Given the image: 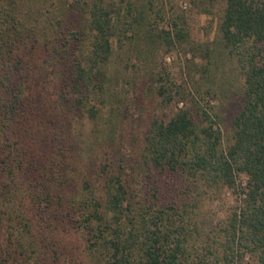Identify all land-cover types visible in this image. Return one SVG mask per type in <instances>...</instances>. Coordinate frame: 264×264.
<instances>
[{
	"label": "rangeland",
	"instance_id": "rangeland-1",
	"mask_svg": "<svg viewBox=\"0 0 264 264\" xmlns=\"http://www.w3.org/2000/svg\"><path fill=\"white\" fill-rule=\"evenodd\" d=\"M75 1L0 0L1 14L10 11L37 23L40 32V46L28 58L33 70L24 78L17 133L8 134L7 143L0 117V147L17 150L18 176L11 186L21 203L19 217L29 219L32 243L14 248L0 226V264H111L101 233L87 224L83 197L96 194L104 203L106 180L116 175L134 205L144 199L183 207L190 200L183 175L144 157L152 121L168 122L197 101L216 114L228 145L243 103L242 67L220 34L227 0H114L124 34L109 38L112 53L104 72H93L80 86L78 66H93L96 34L89 28V9L73 10ZM82 1L90 8L91 0ZM59 28L61 35L53 34ZM5 193L2 185L0 196ZM237 198L220 187L204 199L190 226L195 246L214 245Z\"/></svg>",
	"mask_w": 264,
	"mask_h": 264
},
{
	"label": "trees",
	"instance_id": "trees-1",
	"mask_svg": "<svg viewBox=\"0 0 264 264\" xmlns=\"http://www.w3.org/2000/svg\"><path fill=\"white\" fill-rule=\"evenodd\" d=\"M116 2L91 0L89 8L87 2L76 0L71 6L73 10L89 9V28L96 34L91 54L94 68L87 71L78 66V86L89 81L93 72H104L102 64L112 53L109 38L124 34ZM4 14L11 18L2 20ZM37 28V23L10 11L0 13V117L6 120L2 132L6 143L8 134L17 133L15 122L21 117L25 98L24 78L33 70L28 58L40 46ZM61 33L59 28L53 34ZM220 34L244 75L243 103L232 122L231 143L224 144L216 114L197 101L180 109L168 122L152 121L144 157L156 167L181 173L190 200L181 208L158 206L144 199L134 205L128 202L122 177L116 175L106 180L104 203L96 194L84 196L83 214L88 226L101 233L111 264H248L247 256L254 264H264V0H227ZM167 93L163 87L159 89L162 97ZM3 146L0 187L6 190V198L0 196V226L7 229L14 248H26L32 243V229L28 217H19L21 203L11 186L18 176V159H13L17 150ZM242 176L245 182H239ZM220 187L232 190L238 204L219 227L215 246L199 249L191 222L204 199ZM192 251L197 252L196 259Z\"/></svg>",
	"mask_w": 264,
	"mask_h": 264
}]
</instances>
